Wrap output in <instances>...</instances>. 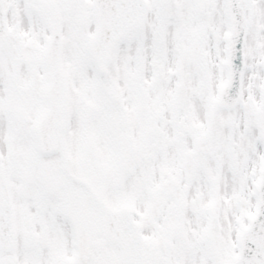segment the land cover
Segmentation results:
<instances>
[{
	"label": "snow or ice",
	"instance_id": "6c2138e0",
	"mask_svg": "<svg viewBox=\"0 0 264 264\" xmlns=\"http://www.w3.org/2000/svg\"><path fill=\"white\" fill-rule=\"evenodd\" d=\"M0 264H264V0H0Z\"/></svg>",
	"mask_w": 264,
	"mask_h": 264
}]
</instances>
